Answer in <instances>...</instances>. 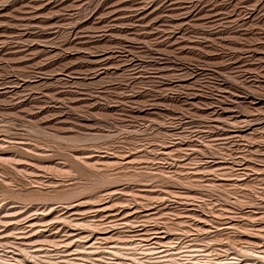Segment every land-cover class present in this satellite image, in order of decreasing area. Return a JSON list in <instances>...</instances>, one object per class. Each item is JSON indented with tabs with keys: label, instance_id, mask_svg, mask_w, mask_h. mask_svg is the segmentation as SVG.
I'll use <instances>...</instances> for the list:
<instances>
[{
	"label": "rangeland",
	"instance_id": "obj_1",
	"mask_svg": "<svg viewBox=\"0 0 264 264\" xmlns=\"http://www.w3.org/2000/svg\"><path fill=\"white\" fill-rule=\"evenodd\" d=\"M0 263L264 264V0H0Z\"/></svg>",
	"mask_w": 264,
	"mask_h": 264
},
{
	"label": "bare ground",
	"instance_id": "obj_2",
	"mask_svg": "<svg viewBox=\"0 0 264 264\" xmlns=\"http://www.w3.org/2000/svg\"><path fill=\"white\" fill-rule=\"evenodd\" d=\"M0 264H2V263H0Z\"/></svg>",
	"mask_w": 264,
	"mask_h": 264
}]
</instances>
